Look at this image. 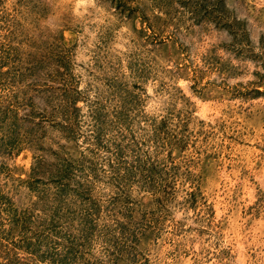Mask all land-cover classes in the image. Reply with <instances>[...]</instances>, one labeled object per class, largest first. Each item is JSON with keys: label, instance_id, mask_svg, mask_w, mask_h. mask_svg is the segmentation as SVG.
I'll return each instance as SVG.
<instances>
[{"label": "rangeland", "instance_id": "obj_1", "mask_svg": "<svg viewBox=\"0 0 264 264\" xmlns=\"http://www.w3.org/2000/svg\"><path fill=\"white\" fill-rule=\"evenodd\" d=\"M0 264H264V0H0Z\"/></svg>", "mask_w": 264, "mask_h": 264}]
</instances>
